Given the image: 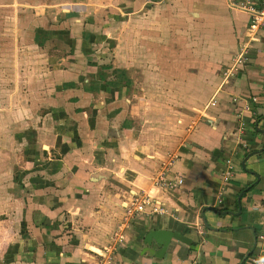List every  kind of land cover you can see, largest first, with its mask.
<instances>
[{
  "label": "crops",
  "instance_id": "1",
  "mask_svg": "<svg viewBox=\"0 0 264 264\" xmlns=\"http://www.w3.org/2000/svg\"><path fill=\"white\" fill-rule=\"evenodd\" d=\"M243 2L64 0L28 12L37 72L25 74L15 129L0 134V264H96L119 226L112 264H252L264 27L249 30ZM165 168L176 188L155 185ZM143 193L164 212L126 218Z\"/></svg>",
  "mask_w": 264,
  "mask_h": 264
},
{
  "label": "rangeland",
  "instance_id": "2",
  "mask_svg": "<svg viewBox=\"0 0 264 264\" xmlns=\"http://www.w3.org/2000/svg\"><path fill=\"white\" fill-rule=\"evenodd\" d=\"M64 0H0V134L14 128V114L23 110L26 100L25 74L34 70L36 47L30 42L33 20L28 12L39 11L41 5L57 4ZM114 3L118 0H85ZM36 15V14H35ZM33 53V56H31ZM31 58L25 62L26 57ZM23 87L15 92V85Z\"/></svg>",
  "mask_w": 264,
  "mask_h": 264
},
{
  "label": "built area",
  "instance_id": "3",
  "mask_svg": "<svg viewBox=\"0 0 264 264\" xmlns=\"http://www.w3.org/2000/svg\"><path fill=\"white\" fill-rule=\"evenodd\" d=\"M247 8L250 13V22H249V30L251 32H256L258 29L264 27V0H261V5L259 8H256L253 4V0H245V2L238 4ZM246 46L239 48V52L237 57L235 58L233 64L229 66L225 75L229 76L233 74L240 64H242L245 60ZM169 165V164H168ZM166 166V168L168 167ZM166 168L163 171H159L158 175L154 178V183L159 188H176L179 186L183 180L182 178H168V171ZM234 173V164L231 159L227 160V167L223 172V175L226 179L231 178ZM147 205H151V211L157 213H163L164 208L160 206L158 202L155 200L153 196L150 194H135L125 206V217L128 218L133 216L136 212L144 211ZM261 210L264 214V204L261 206ZM264 227V223H263ZM126 236L123 233V229L121 226L118 227L117 230L111 236L110 242L103 247V252L98 253L100 258L97 260L96 264H112L113 263V255L115 254V250L118 245H122ZM257 244H258V253L251 257L252 264H264V230L261 231L257 235Z\"/></svg>",
  "mask_w": 264,
  "mask_h": 264
}]
</instances>
